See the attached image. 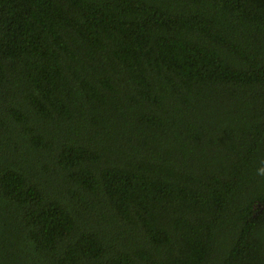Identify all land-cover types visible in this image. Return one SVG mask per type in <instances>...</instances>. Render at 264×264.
Listing matches in <instances>:
<instances>
[{"label": "trees", "instance_id": "16d2710c", "mask_svg": "<svg viewBox=\"0 0 264 264\" xmlns=\"http://www.w3.org/2000/svg\"><path fill=\"white\" fill-rule=\"evenodd\" d=\"M264 0H0V264H264Z\"/></svg>", "mask_w": 264, "mask_h": 264}, {"label": "clouds", "instance_id": "9594fccd", "mask_svg": "<svg viewBox=\"0 0 264 264\" xmlns=\"http://www.w3.org/2000/svg\"><path fill=\"white\" fill-rule=\"evenodd\" d=\"M256 171L257 175L264 176V166L258 167Z\"/></svg>", "mask_w": 264, "mask_h": 264}]
</instances>
